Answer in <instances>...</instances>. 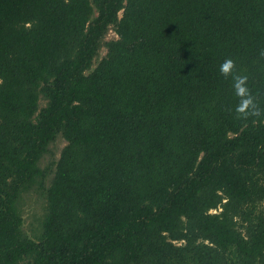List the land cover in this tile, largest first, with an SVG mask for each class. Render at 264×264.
Masks as SVG:
<instances>
[{"label":"trees","instance_id":"16d2710c","mask_svg":"<svg viewBox=\"0 0 264 264\" xmlns=\"http://www.w3.org/2000/svg\"><path fill=\"white\" fill-rule=\"evenodd\" d=\"M262 51L264 0H0V264H264Z\"/></svg>","mask_w":264,"mask_h":264},{"label":"rangeland","instance_id":"374dc122","mask_svg":"<svg viewBox=\"0 0 264 264\" xmlns=\"http://www.w3.org/2000/svg\"><path fill=\"white\" fill-rule=\"evenodd\" d=\"M116 38L115 33L110 29V31L107 34L106 39H113ZM105 53V50L102 49L100 52V56H103ZM63 143L59 140H57L54 144H51L49 146V151H51L52 153L55 154L53 159H57L58 158V154L61 150V148H63ZM50 161L49 156L44 157V159L42 160V165L43 167H45L47 165V163ZM41 196L39 195H31L30 197H28L26 200H24V204H23V209H24V228L26 230V234L27 235H31L32 232L35 233L36 231V226H37V221L39 220V218L41 217L42 214V201L41 200ZM262 207L264 208V204L262 205Z\"/></svg>","mask_w":264,"mask_h":264},{"label":"clouds","instance_id":"9594fccd","mask_svg":"<svg viewBox=\"0 0 264 264\" xmlns=\"http://www.w3.org/2000/svg\"><path fill=\"white\" fill-rule=\"evenodd\" d=\"M261 56L264 57V51L261 52ZM236 65L233 59L226 58L220 65L219 71L221 75L227 76L233 72ZM236 89V94L239 97H246L249 94V87H248V76L242 75L236 77V83L234 85ZM249 108V102L242 101L240 105L237 106L236 111L241 113H246ZM254 115H259V112L253 113ZM255 122V121H253Z\"/></svg>","mask_w":264,"mask_h":264}]
</instances>
